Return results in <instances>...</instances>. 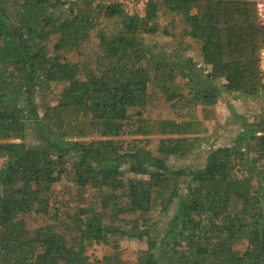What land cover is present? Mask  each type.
<instances>
[{
  "label": "trees",
  "instance_id": "16d2710c",
  "mask_svg": "<svg viewBox=\"0 0 264 264\" xmlns=\"http://www.w3.org/2000/svg\"><path fill=\"white\" fill-rule=\"evenodd\" d=\"M67 5L0 0V264H124L86 253L85 242L118 248L112 237L146 243L137 264H264V115L251 122L230 108L241 123L231 144L201 168L169 163L202 144L223 93H264L255 4L147 0L143 16L119 2ZM96 28L97 65L69 60ZM52 84L57 101L41 112L34 95ZM66 175L90 205L52 202ZM29 214L55 224L29 228Z\"/></svg>",
  "mask_w": 264,
  "mask_h": 264
},
{
  "label": "rangeland",
  "instance_id": "374dc122",
  "mask_svg": "<svg viewBox=\"0 0 264 264\" xmlns=\"http://www.w3.org/2000/svg\"><path fill=\"white\" fill-rule=\"evenodd\" d=\"M68 5L66 6L67 10L73 5L76 0H66ZM97 2V1H96ZM66 10V12H67ZM159 14V20L161 26H167L169 20L171 19L170 16L165 14ZM98 23L102 26L106 23V18L103 15H98ZM97 28L92 32L91 37L84 42L76 52L71 53L68 55L69 60L71 61H83V62H94V66L97 65L96 60L100 58L99 46H98V38L96 36ZM165 33L164 30L160 29L159 31ZM173 35H183V29L181 26L173 28ZM159 35V36H161ZM159 36H155V40L159 38ZM153 39V37H150ZM189 41V38H187ZM55 39L49 43L51 47L53 46ZM199 44L196 41H193L191 46L188 44V49L190 52V56L198 63V66H201L202 63L200 62V50H198ZM167 51V49H166ZM61 85L59 84H52L48 90H39L35 93L34 97L36 99V103L39 107V110L42 112L47 105L55 103L57 101V95L59 93V89ZM150 99L151 104L159 105L160 102L165 100L162 94L158 93L155 87L150 88ZM233 108L242 115L244 118H248L251 122L252 121H259L260 117L264 115V93L259 94L256 97H247L244 95H233L228 93H223L221 99L217 104L218 109V121L213 122L210 127H208L207 132H205L202 137L204 138L202 144L190 155L185 158H171L169 163L176 168L180 167H195L201 168L205 162L206 157L210 151V149H214L216 147H222L225 145H229L232 141L238 136L241 130V123L237 122L231 112ZM256 119V120H255ZM159 135L153 136L151 139L153 143H157L160 140ZM98 136L92 134L84 140L96 139ZM131 139L130 136L126 137ZM127 139V140H128ZM27 142L33 143L34 140L32 137L27 139ZM127 173L126 177H130ZM63 180L58 182L54 188L51 190L52 194V202L56 203L58 207L65 208L66 205H70L71 207L75 208L78 206H88L90 205V196L89 193L75 185L70 179L64 176ZM84 190V191H83ZM99 208V207H98ZM176 208V205H173V209ZM171 210V214L173 213ZM29 228L35 229L38 227L46 226V225H53L54 220L50 219V217L37 215V214H29L25 216ZM166 216L160 219V228L166 225L167 222ZM117 226V225H112ZM61 230L63 231L62 224L59 225ZM120 236L121 234H116ZM68 239H73V236L68 235ZM117 239L119 243L118 248H114L112 244L104 245L99 244L98 242H85L86 246V253L92 258H99L104 259L106 257H114L118 261H122L124 264H137V259L139 255V251L143 250L146 247V243L136 240V239H128L123 237H112L111 240Z\"/></svg>",
  "mask_w": 264,
  "mask_h": 264
},
{
  "label": "built area",
  "instance_id": "2783aa9c",
  "mask_svg": "<svg viewBox=\"0 0 264 264\" xmlns=\"http://www.w3.org/2000/svg\"><path fill=\"white\" fill-rule=\"evenodd\" d=\"M97 2L105 1L108 3L119 2L124 4L130 14L144 15L147 0H96ZM255 6L259 20L264 25V0H251ZM260 71L264 85V48L260 53Z\"/></svg>",
  "mask_w": 264,
  "mask_h": 264
},
{
  "label": "crops",
  "instance_id": "0c3cea01",
  "mask_svg": "<svg viewBox=\"0 0 264 264\" xmlns=\"http://www.w3.org/2000/svg\"><path fill=\"white\" fill-rule=\"evenodd\" d=\"M197 42V44H199L200 45V43L198 42V41H196Z\"/></svg>",
  "mask_w": 264,
  "mask_h": 264
},
{
  "label": "bare ground",
  "instance_id": "6f19581e",
  "mask_svg": "<svg viewBox=\"0 0 264 264\" xmlns=\"http://www.w3.org/2000/svg\"><path fill=\"white\" fill-rule=\"evenodd\" d=\"M256 120V119H255Z\"/></svg>",
  "mask_w": 264,
  "mask_h": 264
}]
</instances>
